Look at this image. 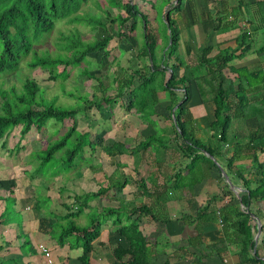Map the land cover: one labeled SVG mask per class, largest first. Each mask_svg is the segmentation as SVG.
<instances>
[{
  "label": "trees",
  "instance_id": "1",
  "mask_svg": "<svg viewBox=\"0 0 264 264\" xmlns=\"http://www.w3.org/2000/svg\"><path fill=\"white\" fill-rule=\"evenodd\" d=\"M86 0H0V78L4 74L13 72L17 69L19 62L23 57L30 55L25 61V66L32 69L35 67L48 68V66H61L59 71L50 72L49 79L59 83L68 77V67L82 66L80 72L91 82V92L86 93L87 98L81 99L80 96H74L71 92L66 95L73 98L75 105L69 108H59L55 106L52 100L46 99L43 88L31 77H23L18 86L11 84L3 86L0 81V147H5L6 139L12 130L18 132V139L13 143V150H9L17 156L19 150L24 149L20 144L21 138L29 131L40 133L48 120H52L53 125L62 127L63 132L54 138L52 134L45 135V144L33 150L22 158L30 166L31 173L25 171L28 176L39 174L42 167H56L59 170L50 173L49 177L63 175L71 167L77 166L82 162L89 163V158L84 157V147H88L89 155H93L97 148H101L104 154L109 158V162L114 156L120 155H139L146 150L154 147L156 156L152 159L153 167L158 170L165 169L167 159L171 156L170 144L175 142L176 150L188 162L182 166L185 175L181 176L177 182H182L187 174H193L198 168L197 163L204 162L201 174L190 180H186L184 185L198 181L205 175L208 168L214 166L211 157L218 155L225 156V174L230 173L233 162L236 159H249L256 162L254 165V174L256 176V185L253 189L248 187V183L243 179L245 191L238 194L241 204L248 205L254 198L264 199V158L257 162L254 154L258 147L248 138L245 141H238L232 133V124L234 119L254 118L264 119V76L259 72H248L243 67H233L230 61L233 59V50H217L210 55L211 46H204L197 55V66L188 63V59L180 56L177 52V42L180 28L176 12H185L184 4L186 0H174L167 9L160 8L156 16L153 15V21L163 25L165 29L163 34L158 35L157 27H150V21L146 14L138 8L136 0H105L109 8H115L116 12L110 13L105 10L104 15L110 25H115L114 31H110L106 21L101 22L96 17L83 18L79 15L83 2ZM153 9L150 0H142ZM188 2V8L190 9ZM187 4V3H186ZM220 1L213 0L211 6L207 8V17L213 21V30L218 29L220 21L223 22L224 16L220 8ZM157 18V21H156ZM66 22H85L90 30L100 28L104 35L90 41H83L78 33L64 38V42H57L56 48L61 52L49 55L47 52L36 55L33 45L38 43L51 29L57 21ZM181 23V22H180ZM139 28L140 37L135 46V57L139 62L135 66L119 67L120 74L111 75L108 83L105 85L99 75L89 74L86 67L90 60L87 58L89 53H97L104 49L109 41L115 37L118 41L129 37L128 32H135ZM243 34L239 36V46L244 42ZM238 47L239 54L249 48L248 44ZM263 49L259 47L257 50ZM109 51L104 50L99 57L98 65L100 68L106 65V58ZM114 61V58H111ZM109 70V67H108ZM234 73L235 76L228 75ZM194 84L197 96L200 102H210L212 104V119L205 126L204 138L198 139L193 136L192 123L187 108L184 107L188 99V83ZM114 86V94H107L106 90ZM95 90L100 96L95 94ZM156 90L167 91L169 102L166 106L169 122L170 134L172 137L165 136L164 133L155 132L154 123L150 118L155 113L154 105L157 103ZM258 90H263L260 94H254ZM176 91L181 92L178 96ZM126 98L122 100V95ZM117 98V99H115ZM118 101V102H117ZM45 103L46 105H44ZM118 104L123 114L131 113L135 115L142 124H149L153 132L148 133L140 140H136L132 147H125L124 142L111 140L104 143L103 140L95 141L88 132H81L76 129L75 115L86 113L89 109H108L111 111L113 104ZM174 108L173 111L171 109ZM143 120H146L143 122ZM68 122V126L63 123ZM151 123V124H150ZM48 127V126H47ZM46 127V128H47ZM58 130V129H56ZM91 137V138H90ZM179 139L180 142L176 140ZM152 146V147H151ZM264 149V148H263ZM150 156V157H151ZM17 158V159H22ZM137 161L134 163L133 171L136 173ZM23 163V162H22ZM165 163V167H163ZM114 170L122 164L113 162ZM91 169L92 166L88 165ZM138 175V173H136ZM106 179L105 186H98L95 190L81 191L73 194L69 204L62 203L65 212L63 214H53L48 207H44L43 202L48 198L40 200L34 197L32 209L38 215L49 218L48 224L49 239L56 245L66 244L70 248L80 247L81 253L78 257L80 264H87L89 253L92 249L91 242L99 235V227L104 220L116 215L111 219L114 233L121 241L115 242L110 249L111 260L109 264H154V253L147 245V239L141 234L138 223L135 218H130L132 214L148 215L156 220L149 207L141 204L125 210L123 212L121 201L118 207L102 206L99 209L91 206L90 201L100 200L105 197L109 190H112V196L117 199L121 195V189L127 182L124 178L119 182L112 183V172L103 173ZM178 176V175H177ZM188 176V175H187ZM42 177V176H41ZM169 176L166 177V179ZM239 178L241 176H238ZM154 176L150 180L153 181ZM143 181V180H140ZM248 182V181H247ZM141 183V182H139ZM226 187V183L222 181ZM136 184H138L136 182ZM61 191V189L59 188ZM12 185L10 184L4 192L0 188V201L2 208L0 211V224L10 221L6 216V209L11 210V205L15 202L12 194ZM229 193L234 200L235 196L226 188L225 193ZM7 193V194H6ZM224 194H220V198ZM43 196V195H42ZM40 196V197H42ZM213 195L210 200L219 198ZM210 203L199 209L197 216L209 214ZM233 213L237 217L240 225L245 227V241L241 244L238 252L242 249L246 255L247 246H251L247 221L248 213L238 209V206L232 207ZM46 209V211H44ZM48 209V210H47ZM89 210H92L90 213ZM123 213L125 217L122 222ZM43 214V215H42ZM86 216V222L77 225L73 222V217ZM221 215V214H220ZM83 216V217H84ZM82 217V219H83ZM65 220L64 224L58 223ZM225 218L222 217V221ZM85 221V220H83ZM5 224V223H3ZM124 240V243H123ZM243 262L254 261L253 258H240ZM12 260H0V264H8ZM17 264L16 260H13Z\"/></svg>",
  "mask_w": 264,
  "mask_h": 264
},
{
  "label": "crops",
  "instance_id": "2",
  "mask_svg": "<svg viewBox=\"0 0 264 264\" xmlns=\"http://www.w3.org/2000/svg\"><path fill=\"white\" fill-rule=\"evenodd\" d=\"M212 1L186 0L185 12H176L180 28L177 42L178 54L186 59L190 58L187 60L188 63L197 66L198 52L206 45L211 46L209 56L217 50H233L234 56L230 61L233 67H243L248 72L257 71L264 76V0H219L224 16L221 20L224 23L220 21L217 30L212 29L213 21L206 16V10L211 6ZM188 2H191L190 9ZM241 33L244 38L242 45L247 43L249 48L239 54L237 48L243 47L239 46ZM259 47L263 49L257 50ZM228 75L235 76L234 73ZM262 92L263 90H258L254 94ZM155 93L157 103L153 109L156 114L151 116V119H154V122L156 120L157 123H155L154 131L163 132L165 136L172 137L169 122L166 119L167 114L162 113V110H167L168 93L159 90ZM188 95L184 107L187 108L190 116L193 136L202 139L204 132H198L195 128L200 126L199 122L202 121L201 125L205 130V126L212 119V104L200 102L192 82L188 83ZM199 117L202 120L199 121ZM146 125L141 122L139 124L141 128ZM232 133L238 141L242 142L250 138L257 147L259 146L254 153L257 162L264 158V119L236 118L232 124ZM176 141L180 142L179 139ZM125 147L129 145L125 144ZM171 148L173 152L167 159V165L163 163V167L166 165V168L158 170L152 166L151 162L152 159H156V156H151L149 150L141 152L135 169L138 175L131 165L127 175L123 172L128 179L125 178L127 182L121 189V195H117L115 199L111 195L112 190H109L106 196L99 200L101 204L97 207L115 208L118 207L119 200L123 212L141 204L148 206L150 212L156 216V220L138 213L132 214L130 218L136 219L141 234L147 239V245L154 253V264H264V199L254 198L249 201L248 205L241 204L231 188L228 185L225 187L222 183L225 181L220 174L219 167L225 172L226 158L221 155L211 157L214 166L208 168L205 175L201 176L198 181L184 185L186 180L196 178L201 174L204 162L197 163L198 168L193 174H187L188 176L186 175L182 182H177L186 173L182 166L188 162V158H184L176 150L175 142ZM125 156L132 161L131 155ZM255 164L256 162L249 159H236L233 162L227 176L237 195L245 191L243 179L251 189L256 185ZM139 166L142 171L138 169ZM151 176H154L153 181L150 180ZM167 176L169 179H166ZM226 188L236 197L235 200L230 197L229 193H225ZM221 193L224 195L220 198ZM213 195H218L219 198L210 200ZM103 201L106 203L103 204ZM207 201L210 203L207 210L209 214L197 216V212ZM234 206L248 213L245 224L248 227L251 246H247L245 256L243 249L238 252L246 238L245 227L239 224L234 215L232 208ZM222 217L225 218L224 221ZM123 218L122 222H124ZM44 219L38 214L36 216L24 214L18 226L13 221L3 227L0 224V260H12L8 264H14L13 260H16L17 264H80L78 261L81 253L80 247L70 248L66 244L56 245L49 239L47 233L51 220L49 219L50 222L45 224ZM113 229L111 218L102 222L99 235L91 242L92 249L87 264L110 263L111 246L121 241L118 236L115 241L110 240L116 235ZM26 242L27 244L24 245ZM37 244H43L47 248L49 261L37 249ZM23 246L27 247L22 248ZM244 257L253 258L254 261L243 262L240 258Z\"/></svg>",
  "mask_w": 264,
  "mask_h": 264
},
{
  "label": "rangeland",
  "instance_id": "3",
  "mask_svg": "<svg viewBox=\"0 0 264 264\" xmlns=\"http://www.w3.org/2000/svg\"><path fill=\"white\" fill-rule=\"evenodd\" d=\"M150 1L152 2L153 9H155V11L152 10L149 5L144 3L142 0H136L138 8L144 12L149 19L150 27L154 29L157 27L158 35H161L165 29L163 28L162 24L153 21V15L156 14L157 16L160 8L167 9L170 7V4H172V1L174 0ZM184 7H187L186 3L184 4ZM106 9H108V11L113 14L116 12L115 8H109L107 6V2L105 0H86L81 5L78 13L83 18L96 17L101 22H104L107 20L106 16L104 15ZM105 25H107L110 31H114V24L110 25L106 21ZM75 32L78 33L79 38L83 41H90L93 37L99 39L104 35L99 27L95 30H90V28L86 26L85 22L83 21L69 23L65 20H60L54 24V27L50 32H48L38 43L33 45L35 54L38 55L43 52H47L49 55H54L61 52L56 48L57 42L62 40V42H64V38L72 36ZM138 32L139 28L137 27L135 32L127 33L129 34L127 39L118 41L115 37H113L104 49H101L97 53L87 54L86 56L90 60L86 67L88 73L99 75L103 83L106 85L111 75L120 74V72H118L119 67H130L140 63L139 59H137L134 55L136 51L135 46L138 44L140 39ZM104 50L109 51V56L106 58V65L100 68L98 65V60ZM30 55L31 54L22 58L15 71L4 74L3 77L0 78L3 86H8L11 84L18 86L23 77H31L36 83L39 84L40 87L43 88L45 98L52 100L55 106L63 109L75 105L76 101L73 99L75 96H80L81 99L88 97L85 96V92H91V87H89L91 82L80 72L83 65L68 67V77L59 83L55 80L49 79L48 74L50 72L59 71L61 66H48L47 69L41 67L30 69L25 66V61L30 58ZM111 58H114V61H111ZM113 88V85L112 87L110 86L107 88L106 93L111 95L114 94ZM68 92H71L74 95L72 96L73 98L66 95ZM176 92L178 96H181L180 91ZM95 94L100 96V93L96 90ZM125 98L126 94H123L122 100ZM43 104L46 105L45 103ZM164 112L168 115L167 110H162L163 114ZM200 120H202V118L199 117V121ZM145 121L146 120H143V122ZM152 121L154 122V119ZM52 122V120H48L46 126L43 128L45 130H42L40 133L34 132L33 130L26 133L20 140V144L24 145V149L19 150L17 152V156L9 151L10 149L11 151L13 150V143L18 139L17 129L10 132L6 139L5 147H0V188L6 192L8 186L10 184L12 185L13 191L11 196H15L16 199L11 205V210H9V208L6 209V211L8 210L6 216L7 218H10V221L15 222L16 226L19 225V220L24 214H30L32 216H36L38 214L34 209H32L35 196L40 200L45 199L46 196H48V198L43 202L44 207H48V209L51 210L53 214H63L65 209L63 208L62 203L69 204L72 200L71 196L73 194L80 193L81 191H93L99 185L104 186L106 179L104 178L103 173L110 174L112 172V183L119 182L124 178L128 179V176L126 177V175L130 172L129 168L131 165L134 166V163L137 161V157H139L138 161L140 159V155L138 154L132 156V161H129V157L120 155L114 156V158L111 159L112 162H109V158L104 154L101 148H97L93 155H89L88 147L85 146L84 157L89 158V163L85 164L86 162H82L77 166L71 167L63 175H58L52 178L49 177V174L59 169L52 167L51 165H49V167H42L39 172L40 175L34 174L28 176L25 174V171L31 173L32 170H29L30 166L23 161L24 159L22 157L27 155L30 150L42 147L45 144V135L47 132L52 134L54 138L58 135H61L63 132L62 127L59 125H53ZM199 123L200 126H196L195 129L198 132L200 131L203 133L205 130L201 125L202 121ZM63 124L68 126V122ZM75 124L77 130L81 132H88V134L95 141L101 139L104 143H108L111 140H115L124 142V145H129V147H132L135 141L140 137L153 132L149 124L141 128L139 126L140 122H138V118L135 115L131 113L123 114L122 109L119 108L118 104L116 103L113 104L111 111H108V109L91 108L85 114L78 112L75 115ZM162 138L165 139L164 134ZM170 142L172 141L169 140V142L167 141L166 144H170L172 147ZM153 153L154 147L150 148V154ZM113 162H119L122 164L120 167L116 168L114 172ZM88 165H91L92 168L90 169ZM138 169L142 171L141 166H139ZM123 172H125L126 175H123ZM91 203V206L96 207L97 209H99L97 206L101 204L97 199H93ZM105 203L106 201H103V204ZM109 203L111 204L113 202ZM1 208L2 202L0 201V211ZM44 211H46V209H44ZM89 211L90 213L92 212V210ZM83 216L84 215L73 217L74 219L72 220L77 225L84 224V222L88 220H86V216ZM115 216L116 215H112L110 218L112 219ZM121 217L123 218V215ZM8 221L9 220L2 222L1 227L6 225V222ZM64 221L65 220H62L58 223L62 225L65 223ZM44 222L45 224L50 222L49 218H45ZM113 233H111V235H113ZM116 237L117 235L113 236L110 240L115 241ZM26 244L27 242L24 243V245ZM29 244H31V242H29ZM26 247L27 246H23L22 248Z\"/></svg>",
  "mask_w": 264,
  "mask_h": 264
},
{
  "label": "water",
  "instance_id": "4",
  "mask_svg": "<svg viewBox=\"0 0 264 264\" xmlns=\"http://www.w3.org/2000/svg\"><path fill=\"white\" fill-rule=\"evenodd\" d=\"M172 111H173V110H172ZM219 171H220V174H221L223 180L225 181V183L229 186V188H231V190L234 192V194L236 195L237 199L239 200V197H238V195L236 194V191H235L233 185L231 184V182H230V180H229L227 174H225L224 170H222L220 167H219ZM239 204H240V203H239ZM240 205H241V204H240Z\"/></svg>",
  "mask_w": 264,
  "mask_h": 264
},
{
  "label": "built area",
  "instance_id": "5",
  "mask_svg": "<svg viewBox=\"0 0 264 264\" xmlns=\"http://www.w3.org/2000/svg\"><path fill=\"white\" fill-rule=\"evenodd\" d=\"M37 249L44 255L47 261H49V251L47 250V248L43 244H37Z\"/></svg>",
  "mask_w": 264,
  "mask_h": 264
}]
</instances>
